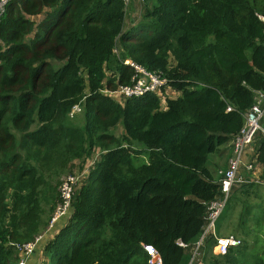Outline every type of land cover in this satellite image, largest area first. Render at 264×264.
Returning a JSON list of instances; mask_svg holds the SVG:
<instances>
[{"label": "trees", "instance_id": "obj_1", "mask_svg": "<svg viewBox=\"0 0 264 264\" xmlns=\"http://www.w3.org/2000/svg\"><path fill=\"white\" fill-rule=\"evenodd\" d=\"M125 7L9 0L0 13V264H17L21 247L46 231L61 177L95 152L66 225L43 249L44 264H148L145 245L162 264H264L261 134L259 182L234 187L218 219L230 213L225 228L239 245L217 256L210 237L192 257L228 168L219 161L232 157L264 91V0H153L128 30ZM125 60L180 95L162 109L155 94H105L129 84ZM75 106L80 125L71 120ZM118 125L120 137L111 133Z\"/></svg>", "mask_w": 264, "mask_h": 264}, {"label": "built area", "instance_id": "obj_2", "mask_svg": "<svg viewBox=\"0 0 264 264\" xmlns=\"http://www.w3.org/2000/svg\"><path fill=\"white\" fill-rule=\"evenodd\" d=\"M8 1L9 0H0V13L4 12ZM125 1L129 0H124V4H126ZM258 19L264 23V15H258ZM123 64L132 70L129 84L118 86L114 91H104L105 94L121 101L125 98L140 97L146 93H151L159 98L162 108V104L164 105L165 98L167 97L165 93L167 90H170L166 86V80L156 73L148 72L141 65L130 60H125ZM163 87L165 88L164 92L161 90ZM76 112H80L78 106H75L72 109L70 116L75 115ZM263 118L264 91L257 94L254 104L245 116L244 124L240 132L232 141V157L229 159L228 168L222 173L220 180V196L211 201L207 206L203 233L197 242L196 247L193 249L192 257H196L198 248L208 236H212L214 240V245L212 247L213 254H216L217 256H224L230 247L239 245V241L232 236H218L216 234V225L223 209L225 208L231 190L234 187L255 181L254 179L257 176V168L253 162L245 161V155L247 150L252 146L256 135L261 134L264 136V128H262ZM78 183V175L71 174L62 178L58 188L60 193V203L53 211L45 232L49 233L54 231L60 221H67L69 219L71 214V200ZM40 238L41 237L39 236L34 242L25 244L21 247L22 258L17 264H25L26 259L34 253L36 243ZM179 246L185 247L182 243H179ZM143 248L149 257L148 264H162L160 255L152 246L145 245Z\"/></svg>", "mask_w": 264, "mask_h": 264}, {"label": "rangeland", "instance_id": "obj_3", "mask_svg": "<svg viewBox=\"0 0 264 264\" xmlns=\"http://www.w3.org/2000/svg\"><path fill=\"white\" fill-rule=\"evenodd\" d=\"M125 3H126L125 4L126 7H125V26H124L125 29L124 30H128L132 26L137 25V23L143 18L142 16H143L145 9L151 7L153 0H129V1H125ZM33 20H37V18H33ZM127 25L128 26L130 25V27L129 28L126 27ZM163 106L164 105L162 104V107ZM71 120L78 125L82 124L81 113L76 112L75 115L71 116ZM111 133L116 137H120L123 135V129L120 125H118L116 128L111 130ZM252 155L254 156V152H251V154L248 155L247 159L249 160L251 157H253ZM96 159H97V152L94 153V159L93 160H96ZM251 160H252V158H251ZM92 161L87 160L86 162H84L82 164L81 167H79L78 163H74V168H73L72 174L79 176V183L75 187L76 189L79 187L81 182L85 179L86 175L88 174L89 169L93 166ZM251 162L254 163V160H252ZM219 164H220L221 169H223V170H225L228 166V162L227 161L224 162V159L220 160ZM261 172L262 171H260V173ZM64 176L65 175H63L62 177H64ZM62 177H61V179H62ZM258 177H259V174L254 179L256 181V183L259 182ZM61 179H60V181H61ZM255 200H256V197H254L252 195L249 196V198H248V202L250 204H255L256 203ZM244 208H245V206H244ZM244 208H243V210H244ZM239 211H240V206H237L235 209H233L232 219H234L233 221L235 224L239 223L238 219H236L237 214L240 213ZM224 218H225V222H223V221L218 222L217 227H216L217 228L216 234H218L220 236H232L230 230L225 228L228 225V222L231 221L230 213L228 214V212H227V215H225ZM219 224H221V227L224 229V232L221 231L222 228L219 229V227H220ZM210 237L212 238V236H208L207 238H210ZM211 253H213V248H211ZM192 255H193V251H192ZM197 255H198V252H197ZM44 263H46L45 260H43L42 264H44Z\"/></svg>", "mask_w": 264, "mask_h": 264}, {"label": "crops", "instance_id": "obj_4", "mask_svg": "<svg viewBox=\"0 0 264 264\" xmlns=\"http://www.w3.org/2000/svg\"><path fill=\"white\" fill-rule=\"evenodd\" d=\"M126 27L129 28L130 25L129 26L127 25ZM165 94H166L167 98H169V99H174V98H176V97H178L180 95V93L175 92L173 90H167ZM162 109H165V103H164V107H162ZM254 145L255 144L253 142L252 146L246 152V156H245V161L246 162H251L252 160H254V156L253 155H252L253 157H251L252 160H251V158L249 160L247 159L248 158V155L251 154V152H254L255 153V151H254ZM229 157L230 156H227V153H226V154H224V156L220 160L224 159V162H226V161L228 162ZM216 160H219V158H216ZM256 168H257V176H258V174H260L261 167L260 166H256ZM250 183H256V181H252ZM66 223H67V221H60L58 223V225L56 226V229L54 231H51L49 233H47V232L44 231L41 234V236H40L41 238L38 241L39 244L38 245L36 244V247L37 248H36L35 252L28 259H26L25 264H42L43 263V260H44V257H43V249H44L46 243L48 241H50L57 234V232L64 225H66ZM216 227H217V225H216Z\"/></svg>", "mask_w": 264, "mask_h": 264}]
</instances>
